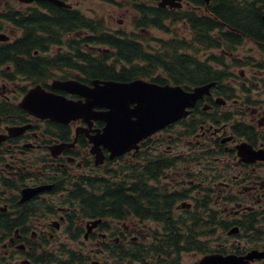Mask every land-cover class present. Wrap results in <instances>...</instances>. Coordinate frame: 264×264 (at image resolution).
I'll return each instance as SVG.
<instances>
[{"label": "flooded vegetation", "instance_id": "1", "mask_svg": "<svg viewBox=\"0 0 264 264\" xmlns=\"http://www.w3.org/2000/svg\"><path fill=\"white\" fill-rule=\"evenodd\" d=\"M63 1L69 6L0 0V264H264V38L249 39L262 56L256 67L240 59L216 62V55H209L202 62L220 74L197 84L177 83L163 67L120 80L141 79L187 91L211 86L185 116L139 140L137 148L111 156L99 142L103 120L64 122L39 117L20 105L35 86L63 100L84 101L62 82L92 87L93 80L119 81L87 74L88 64L82 60L80 68L70 67L69 56L75 51L96 60L107 57L106 65L115 72L149 64L138 59L145 65L116 67L114 50L88 44L87 35L78 38L85 32L81 29L73 34L59 29L56 39L38 31L28 40L29 29L5 17L53 21L45 4L78 10L71 0ZM70 39H76L78 49L71 47ZM216 49L217 58L233 55L222 47L211 48ZM94 51L98 55L93 56ZM187 66L196 68L192 59ZM247 68L256 83L245 75ZM244 76L240 84L231 83L232 77ZM120 161L126 162L129 176L121 184L129 187L144 171L143 185L156 189L160 197L141 199L143 213L132 210L122 217L76 212L68 190L74 185L92 189L87 179L97 180L99 195L103 181L121 185L119 174L110 168ZM155 201L157 209L149 205Z\"/></svg>", "mask_w": 264, "mask_h": 264}, {"label": "trees", "instance_id": "2", "mask_svg": "<svg viewBox=\"0 0 264 264\" xmlns=\"http://www.w3.org/2000/svg\"><path fill=\"white\" fill-rule=\"evenodd\" d=\"M107 2H114V0H103ZM192 7H205L206 13L199 14L197 11H187L181 16L187 20L192 36L193 45L187 44L185 41L180 42L174 38H170L166 41H162L163 48L167 51L170 50L172 54L168 60H160L166 52L150 54L146 52L142 45L138 42L126 38L124 34L118 36L105 32L103 29V23L98 19H91L83 16L79 10H63L59 7H53L51 4H45L50 8V11L54 15V20L43 18L42 20L35 22L30 18L24 22L17 20L15 14L6 15L8 20L14 24H21L23 27L28 28L30 32L28 40L35 36L39 31V36H51L55 39L59 29L69 31L71 33L79 32V30H85L87 37L85 42L91 45H100L111 47L114 50L112 57L114 62L120 63H132L135 60H143L149 63L144 67H132L128 70H120L115 72V68L106 65V58L102 60L92 59L90 54H80L75 51V55L69 56L70 67L80 68L79 60L85 61L88 64L86 73L92 76H98L102 78H112L114 80H125L137 72L140 74H147L155 71L157 68L163 67L167 71L168 76L177 83H184L186 81L197 84L207 81L212 75L218 76V71H209L210 68L206 62L193 61L196 68H188L187 61L191 60L186 54H177L179 50H184L194 46H199L203 50L211 48L222 47L224 50L229 51L234 45L240 44L242 39H253L255 41H263V23L262 15L264 13V0H210L209 3H205V0H186ZM136 10L140 14V19L137 20L138 25L153 26L157 28H164L167 23L164 21L170 20L171 22L177 21L182 17L173 12L171 9L155 7L148 8L144 5H136ZM154 15V18L148 20L147 15ZM33 26H39L40 28H34ZM223 30V31H222ZM28 30L26 29V32ZM220 31V36H215V32ZM43 32V33H41ZM71 47L78 49V42L76 39H70ZM185 42V43H184ZM232 46V47H229ZM36 46L34 45L33 48ZM262 47V46H261ZM264 47L261 48V52ZM35 61V60H34ZM181 62L183 63L180 68ZM250 62V61H248ZM54 67L59 65L58 59L54 58ZM242 63V62H241ZM38 64V62H37ZM177 64V67H175ZM184 64L187 66H184ZM124 68V67H123ZM182 71L181 73H178ZM131 74V75H130ZM127 173V168L125 170ZM138 170L135 168V173ZM111 177H115L113 173H110ZM128 175L119 177L120 182H127ZM131 179V178H129ZM146 181V175L144 171H140L136 174L135 182L129 187H125L123 184L119 186H111L110 182L103 181V194L99 195L95 193V185L97 180H86L89 187L92 189L87 190L77 186H72L68 190V197L74 203L76 212L84 214L86 217L96 216L98 214H111L117 213L119 217L128 214L130 211L137 213H143L145 209V202L141 199L144 198H159L160 194L153 187H146L143 182ZM141 200V201H140ZM155 209L159 208L158 202L149 204Z\"/></svg>", "mask_w": 264, "mask_h": 264}, {"label": "water", "instance_id": "3", "mask_svg": "<svg viewBox=\"0 0 264 264\" xmlns=\"http://www.w3.org/2000/svg\"><path fill=\"white\" fill-rule=\"evenodd\" d=\"M48 1L58 6H69L63 0ZM181 1L159 0L157 5L180 7ZM261 19L264 38V13ZM210 84L199 85L193 91H187L180 86H162L141 79L129 82L93 80L92 87L68 80L62 82L61 86L72 94L83 96L84 101L63 100L45 92L40 86H35L27 92L20 105L39 117L64 122L76 118L103 120L105 126L99 142L113 156L137 148L139 140L185 116L189 112L188 108L208 91ZM95 107H106L107 110L100 112L94 110Z\"/></svg>", "mask_w": 264, "mask_h": 264}, {"label": "rangeland", "instance_id": "4", "mask_svg": "<svg viewBox=\"0 0 264 264\" xmlns=\"http://www.w3.org/2000/svg\"><path fill=\"white\" fill-rule=\"evenodd\" d=\"M159 0H114V2H107L103 0H71L73 7L75 9H78L85 17L91 18V19H98L101 20L103 23V29L105 32H109L111 34H114L118 36L119 34H124L126 38L133 39L134 41L141 43L142 46L146 51L150 53H162L166 52L162 56V59L160 60H168L172 52L170 50H166L163 48L162 41H166L170 38H174L177 41L183 42L185 41L188 45H193V36L191 32V28L187 22L186 19H184L181 15L187 11L193 10L197 11L199 14L206 13V10H204L203 7H190V3H186L183 1L181 6L178 7H170V9L175 12L178 17H182L177 21L171 22L170 20L164 21L167 24L163 27L164 28H157L153 26H143L138 25L137 20L140 19V14H138V11L136 10V5H144L148 8H155L159 7L157 5ZM210 0H208L207 3H209ZM164 8V7H161ZM147 23H149L148 20H151L154 18V15L149 14L147 15ZM223 31V30H222ZM73 34V33H72ZM72 34H69L72 35ZM215 36H220V31H217L214 33ZM87 35V32L82 31L77 36H84ZM75 36V35H74ZM81 38V37H80ZM184 42V43H185ZM99 47L106 48L107 46H104L103 44L98 45ZM232 47V46H229ZM112 50V49H111ZM95 52V51H94ZM220 50H203L199 48V46H194L191 48H187L184 50H179L177 54H186L192 59L193 61H206L207 57L209 55H216L215 61L216 62H224L229 63L231 60L236 61V59H240L242 61H250L252 65L256 67L257 64H259L260 59L262 56L260 55V51L256 45H254L249 39L245 38L243 39V42L241 41L240 44L234 45L228 52H232V57H222L217 58L219 55ZM98 55L97 52L93 53V56ZM264 60V57L262 58ZM145 65L142 61L136 60L133 61L130 64L126 63H120L116 65V67H120L121 65L123 67H130L131 65ZM220 67V68H219ZM222 66H218V69L221 71ZM160 71V70H157ZM229 71V70H226ZM233 71V70H231ZM246 71V72H245ZM245 75L248 74L247 78H251L252 73H250L249 69L247 68L244 70ZM219 73V72H218ZM247 73V74H246ZM156 74V73H155ZM245 77V76H244ZM241 79L240 77H232L231 83L233 84H240L241 80L247 79ZM251 83L257 82L258 79L255 77L251 78ZM226 79L221 82V84H225ZM250 81L247 82V84L251 85ZM185 148V147H183ZM126 162L120 161L119 163L115 164V166H110V168H113L116 173L119 174L120 177L127 175V173L124 171V168L127 166L124 164ZM188 179H191L189 177L183 178L184 181H187ZM164 180V179H162ZM180 181V180H179ZM168 188L176 189V185H168ZM188 185L185 186L187 188ZM182 190H185L183 188H179Z\"/></svg>", "mask_w": 264, "mask_h": 264}]
</instances>
